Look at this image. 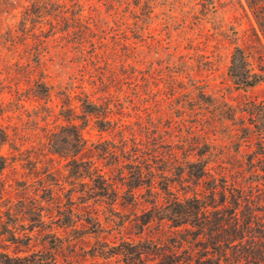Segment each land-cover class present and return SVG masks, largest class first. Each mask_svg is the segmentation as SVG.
Returning a JSON list of instances; mask_svg holds the SVG:
<instances>
[{"label": "rangeland", "instance_id": "374dc122", "mask_svg": "<svg viewBox=\"0 0 264 264\" xmlns=\"http://www.w3.org/2000/svg\"><path fill=\"white\" fill-rule=\"evenodd\" d=\"M58 1L68 4L67 18L48 16L35 29L28 27L27 45L0 33V131L5 134L0 253L21 257L25 264H51L53 254L56 264H125L113 253L131 242L139 250L148 246L144 264H167L162 253H175L181 263L190 256L183 264H209L208 257L212 262L216 254L203 256L207 243L204 234L196 236V227H174L158 218L157 208L149 221L146 213L154 200L166 204L169 195L162 187L167 184L179 196L191 193L190 184L173 181L170 165L174 154L180 157L178 143L193 119L185 103L192 77L236 109L264 100V83L244 91L226 74L236 45L253 58L264 57L263 38L246 1L153 0L152 17L144 21L141 10L133 8L135 0H81L87 4L76 22L75 0ZM22 12L16 7L13 16L6 15L2 31L8 24L14 34L21 33ZM182 57L187 70L180 72ZM85 95L101 105L98 114L81 110ZM243 113L237 109L239 117ZM224 121L208 136L221 169L232 171L254 147L236 150L238 135L230 136L232 125ZM69 123L80 126L86 146L80 153H72V145L70 155L52 153L49 134L70 133L64 128ZM165 152L163 172L159 158ZM73 157L90 160L114 193L97 196ZM134 157L147 161L151 171L143 172V184L131 192L126 168Z\"/></svg>", "mask_w": 264, "mask_h": 264}, {"label": "trees", "instance_id": "16d2710c", "mask_svg": "<svg viewBox=\"0 0 264 264\" xmlns=\"http://www.w3.org/2000/svg\"><path fill=\"white\" fill-rule=\"evenodd\" d=\"M208 1L213 4V0ZM245 1L264 43V0ZM152 2L153 0H135L133 3V8L141 10L144 21L152 17L154 8ZM85 4H87L86 1H74L72 6H76L77 11L72 15L73 22L79 20L76 14L83 11ZM66 5L68 4L58 0H0V22L8 19L6 15L13 16L12 11L16 7L23 9V16L19 21L21 33L14 34L8 24L4 31L0 28V33H7L12 38L10 40L20 37L21 42L27 45V39L30 37L28 35L32 34L28 33L27 28L35 29V26L42 23V20L48 16L61 14L60 16L66 19L67 16L63 14L66 12ZM139 15L134 14V20L139 19ZM27 23L30 25L27 26ZM134 24L136 28L139 27L136 22ZM36 42H40V39ZM262 48L264 51V45ZM260 56L253 58L252 54L241 51L239 46L234 47L226 74L236 88L245 91L264 83V63H262L264 57L260 58ZM183 57L178 59L177 65L180 66V72L187 70L186 60ZM190 80L193 83L190 89L186 90L185 103L193 119L189 126L186 125V136L178 143L180 160L174 154V163L170 167L174 166L175 169L176 177L173 181L190 184L191 193L186 191L184 195L179 196L171 191V185H165L162 188L169 195L166 204L161 206L154 200L152 209L146 213L148 215L146 220L149 221L154 216V209L157 208V212L162 211L158 218L172 221L174 227H196V236L204 234V240L207 243L204 246L206 251L203 256L207 254L209 256L210 253L216 254L214 258L212 256V262L208 257L209 264H225L226 261L228 264H264V100L244 102L243 107L237 108L238 111L244 112V118L239 117L236 107L229 104L223 95L215 97L205 90L206 85L196 84L194 77ZM43 87L47 92L49 87L44 85ZM80 108L83 112L98 114L101 105L85 95L80 99ZM103 112L107 114L105 109ZM224 120H228L229 124H227L232 125L231 130L234 132L230 136L238 135L240 143L238 142L236 150H239L243 144L254 147L250 152L242 155V159H239L240 165L234 167L232 171H228L225 167L221 169L223 164L221 161L218 162L220 158H217L214 145L210 141L212 139L208 136L209 130H213L215 126L216 129L224 126L226 122ZM104 122L109 124V119ZM64 128L70 133L62 135L60 130L55 129L49 134L50 151L68 155L69 147L72 145V153H80L86 146V139L83 137L80 126L69 123ZM0 141H5L3 131H0ZM167 154L165 152L159 158V170L163 172L168 167ZM240 154H242L241 150ZM135 158L126 168L131 176L130 183H127L128 191L131 192L143 184L141 178L143 172L151 171V166L148 169L147 161L137 162ZM72 162L80 166L82 176L88 177L94 183V187L98 190L97 196L114 193L112 184L105 178V174L95 168L90 160L73 157ZM216 163H219L218 167L215 166ZM2 167L1 161L0 170ZM232 172H234L233 179H231ZM150 183L149 181L148 186ZM260 193H263L262 197ZM136 247L134 248L131 242L126 243L120 245L113 254L121 255V260L125 264H144L142 255L147 253L148 246L143 244L141 250L138 246ZM162 256V260L169 258L167 264H183L186 260L191 262L190 256L184 257L183 263L177 261L175 253L173 257L170 253H162ZM22 260L21 257H14L9 253H0V264H25ZM49 260L51 264H56L54 254L49 257ZM163 262L161 261L162 264Z\"/></svg>", "mask_w": 264, "mask_h": 264}]
</instances>
